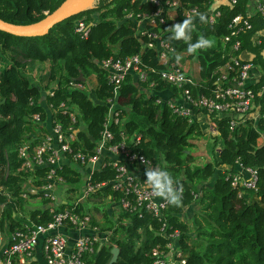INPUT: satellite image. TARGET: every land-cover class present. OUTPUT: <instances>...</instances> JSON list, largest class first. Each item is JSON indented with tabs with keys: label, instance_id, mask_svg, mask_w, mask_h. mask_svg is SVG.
Wrapping results in <instances>:
<instances>
[{
	"label": "trees",
	"instance_id": "trees-1",
	"mask_svg": "<svg viewBox=\"0 0 264 264\" xmlns=\"http://www.w3.org/2000/svg\"><path fill=\"white\" fill-rule=\"evenodd\" d=\"M62 1L0 0V18L17 25L33 24ZM166 1L173 0H162ZM175 1L165 11L164 21L151 29L174 48L172 58L186 53L198 61L199 79L185 84L194 96L210 92L219 68L231 62L232 56L240 54L246 58L249 54L248 59L261 68L258 80L251 84L255 98L244 121L230 129L229 121L237 116L235 112L211 115L216 125L210 135L212 142L206 146L210 159L196 162L199 156L194 151L198 146L196 141L204 135L201 125L174 112L166 103L169 96L180 98L181 88L161 78L164 66L159 63L158 50L147 45L145 36H139L137 19L127 17L129 12L156 9L157 5L150 1L95 0L42 35H16L0 28V231L23 228L30 221L46 225L52 220L46 206L49 200L41 193L32 188L26 198L21 196L27 178L34 186L43 182V168L38 167L34 174L21 170L17 146L24 141L35 145L52 124L59 122L64 128L72 126L73 149L92 154L109 113L107 99L112 97L119 115L117 122L109 120L107 126L112 137L107 143L123 140L130 152L150 159L153 167L167 170L183 185V207L167 203L163 233L160 222L146 210L141 213L124 210L115 215L110 203L123 195L110 183L116 169L109 164L97 167L90 180L103 181L105 185L78 201L75 210L88 213L93 224L101 230H111V235L108 242L86 256L87 264H109L114 246L118 252L111 264H153L151 249L156 245L164 247L168 232L174 229L180 232L175 243L185 254L184 264H264V58L261 53L264 41H252L260 27L259 18L251 16L253 28L241 34V46L233 49L231 42L223 39L231 19L246 14L249 0L236 3L215 0L219 15L213 22H209L207 14L214 0ZM191 7H197V14L207 18V22L201 23L199 16H194L193 42L200 37L214 41L212 48L195 54L187 52L183 41L169 38V27L182 22L183 11ZM171 10L173 14L169 13ZM78 19L89 23L86 37L75 31ZM133 54L139 55V64L147 71V81L129 72L114 93L113 84L99 63L110 56L123 58ZM40 68L43 69L40 81H35L30 71ZM91 76L95 77V84L90 92L86 87L74 86L77 82L86 86ZM151 81L153 85L149 86ZM158 98L162 101L157 102ZM70 111L75 113L74 122L70 120ZM254 111L258 112L255 118ZM35 113L39 120L33 118ZM261 137L263 140L259 142ZM105 153L101 155L116 159L113 154ZM236 160L257 171L255 188H242V194L228 177L230 168L236 167ZM145 167L143 164L137 171L141 180L146 179ZM59 173L68 187L67 196L61 199L65 202L59 203L58 208L70 206L78 197L85 176L81 167L71 161L61 165ZM33 199L40 200L43 206H34ZM194 208L198 211L193 212L189 224L182 215Z\"/></svg>",
	"mask_w": 264,
	"mask_h": 264
},
{
	"label": "built area",
	"instance_id": "built-area-1",
	"mask_svg": "<svg viewBox=\"0 0 264 264\" xmlns=\"http://www.w3.org/2000/svg\"><path fill=\"white\" fill-rule=\"evenodd\" d=\"M157 5L151 12H129L127 17H135L139 25V36L147 38V45L158 50V59L164 68L160 75L165 81L177 85L181 88L180 98L169 96L165 99L166 103L173 108V111L193 119V113L205 112L208 115H218L225 111H233L236 117L230 119V129L244 121L245 115L252 109L254 103L255 91L252 83L258 80L261 74V68L252 63L248 58L240 54L232 56L230 61L219 68V74L214 87L209 93H200L193 95L190 89L185 86L186 83H193L192 77L179 63L176 58H172L174 48L166 41L160 38L159 34L151 29L157 22L164 21V13L176 4V1L145 0ZM219 3L223 0H216ZM236 3L237 0H230ZM167 5V6H166ZM217 3L214 0L211 11L209 10V22L215 21L219 11L216 8ZM168 12V11H167ZM173 14V10L169 12ZM198 13L197 7L186 8L183 11L184 16H195ZM252 15H257L260 21V27L254 34L252 41L260 43L264 41V0H249L246 3V14L235 15L229 23V31L224 36V41L231 42L233 49L241 46V34L253 28ZM81 37H86L89 31V23L83 19H78L75 25ZM264 58V48L261 51ZM187 55V54H186ZM249 55V54H247ZM138 54L129 55L123 58L107 57L100 61V66L106 70L109 82L113 84V92L116 93L122 80L129 72H135L137 78L141 81H147V71L140 66ZM196 80V79H195ZM74 86L86 87L81 82L73 83ZM153 82H149L152 86ZM107 101L109 113L104 122L101 132V138L97 142L94 152L88 154L80 149H73L70 140L74 139L72 126L64 128L59 122L51 125L50 131L46 132L43 138L35 145H30L29 141L20 143L17 148V156L20 159V169L35 173L38 167L43 168L41 179L43 182L38 186L31 184V179L27 178L23 183V192L21 196L26 198L27 191L33 188V191L39 192L49 201L46 206L52 213V220L46 225L27 222L23 228L15 227L7 232L5 244L0 251V264H40L33 260L38 238L43 235L41 243V256L46 264H87L86 256L95 252L96 248L102 243L108 242L111 230H101L99 226L92 223L91 216L86 213H80L75 210L78 201L85 198L87 194L96 188L102 187L105 183L93 182L90 180L91 173L99 166L109 164L116 169L115 177L110 181L115 190H119L123 195L113 202L114 213L120 211H135L141 213L142 210L150 212L160 222V231L166 227L164 218V209L167 202L162 198L155 197L151 190L145 187L144 180L139 178V167L143 165L141 158L143 155L130 152L125 142L119 141L108 144L107 141L112 137L108 128L109 120L112 118L118 121L119 112L116 110L112 97ZM162 99L158 98L157 102ZM64 107V104H60ZM65 110V109H64ZM66 112V111H64ZM244 114V116H242ZM258 112H253V117H257ZM72 122L75 121V113L69 112ZM35 120H39L37 113L33 114ZM215 126V122H211ZM140 136L137 135V139ZM121 156L124 160L109 159L102 156L101 153ZM68 154V157H67ZM145 159V158H144ZM75 163L84 171V184L81 193L70 203V206L58 208L61 199L57 193L68 187L65 177L59 173L61 165ZM236 167L228 172L231 185L242 194V188H255L257 180V171L253 167L244 166L236 160ZM60 227L73 228L79 232L71 242L67 237L60 233ZM3 232V231H2ZM0 231V241L3 240ZM5 233V232H4ZM180 232L174 229L167 234L168 240L164 247L159 245L151 249L153 264H184L185 254L175 243Z\"/></svg>",
	"mask_w": 264,
	"mask_h": 264
},
{
	"label": "clouds",
	"instance_id": "clouds-1",
	"mask_svg": "<svg viewBox=\"0 0 264 264\" xmlns=\"http://www.w3.org/2000/svg\"><path fill=\"white\" fill-rule=\"evenodd\" d=\"M201 23L207 22L204 14H197ZM194 28V17L186 16L182 22H177L169 27L171 33L170 39L183 41L187 45V52L195 54L198 50H207L214 46V41L205 37H200L193 42L192 31ZM181 60L180 56L176 57L177 63ZM141 163L145 167L144 180L145 187L151 190L155 197L162 198L168 204L182 208L183 207V185L177 183L173 176L160 166L153 167L150 159L141 158Z\"/></svg>",
	"mask_w": 264,
	"mask_h": 264
},
{
	"label": "water",
	"instance_id": "water-1",
	"mask_svg": "<svg viewBox=\"0 0 264 264\" xmlns=\"http://www.w3.org/2000/svg\"><path fill=\"white\" fill-rule=\"evenodd\" d=\"M90 0H63L54 10L33 24L17 25L0 18V28L16 35H42L56 23L66 19L85 6ZM79 79V78H78ZM111 264L117 257L118 248L112 247Z\"/></svg>",
	"mask_w": 264,
	"mask_h": 264
},
{
	"label": "crops",
	"instance_id": "crops-1",
	"mask_svg": "<svg viewBox=\"0 0 264 264\" xmlns=\"http://www.w3.org/2000/svg\"><path fill=\"white\" fill-rule=\"evenodd\" d=\"M181 57V60L179 62V64L192 76L194 77V79L198 80L199 79V64L198 61L195 60L193 57L191 58L190 56L186 55V53H182L179 55ZM247 57H249V55H247ZM93 83L95 84V77H93ZM193 119L197 120L200 125L201 128L204 132V136H209L212 134L213 132V128L214 126L212 125V117L210 115H208L205 112H195L193 113ZM263 138L261 137L259 139V142H262ZM114 157L123 160L124 158L121 156H115ZM112 158V157H110ZM189 207V206H188ZM110 208H113V202L110 203ZM116 215V213H114ZM60 233H62L63 235H65L67 237V240L69 242H71L76 236H78L79 232L73 228H68V227H60L59 228ZM5 234L7 235V232H5ZM43 241V235H40L38 238V242H37V246L35 248L34 251V255H33V260L38 261V263L40 264H46L43 260H42V256H41V243ZM3 245L0 244V251L2 249Z\"/></svg>",
	"mask_w": 264,
	"mask_h": 264
},
{
	"label": "rangeland",
	"instance_id": "rangeland-1",
	"mask_svg": "<svg viewBox=\"0 0 264 264\" xmlns=\"http://www.w3.org/2000/svg\"><path fill=\"white\" fill-rule=\"evenodd\" d=\"M94 3H95V0H90L86 5H90V4H94ZM42 71H43L42 68L35 69V70L32 69L30 71V73H31L30 75L32 76V78L35 81H40L39 78H40V75H42ZM93 77L94 76H91L89 79H87L86 88H87V90H89V92L91 91L90 89L93 88V86H94V83H93V80H92ZM211 142H212V139H211L210 135L209 136H207V135L204 136L203 135V136H200L199 138H197L196 143H197L198 146L194 149V151L199 156L197 157L196 162L203 163V161H206V160H209L210 159V157H209L210 153H208V149H207L206 146H208V144H210ZM210 148H211V146H210ZM66 193L67 192H66V190L64 188V189H61L57 193V196H58L59 199H61L64 196H67ZM68 195H70V193ZM31 201L34 202V203H32L34 206H43V203L40 200H38V199H33ZM108 206H109V204H108ZM195 210H196V208H194L193 210H187V211H185L183 213V215H182V219H184L189 224H191V216H192V214H193V212ZM196 211H198V209ZM2 237H3V240L0 241V244L4 245L5 244V240H6V234L4 232H2Z\"/></svg>",
	"mask_w": 264,
	"mask_h": 264
}]
</instances>
